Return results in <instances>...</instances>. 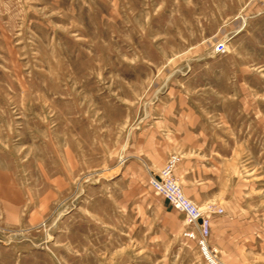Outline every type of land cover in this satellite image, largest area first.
Listing matches in <instances>:
<instances>
[{"label":"rangeland","instance_id":"374dc122","mask_svg":"<svg viewBox=\"0 0 264 264\" xmlns=\"http://www.w3.org/2000/svg\"><path fill=\"white\" fill-rule=\"evenodd\" d=\"M164 111L194 131L165 166L209 254L264 264V0H0V264H207L165 166L126 168ZM197 160L210 200L184 193Z\"/></svg>","mask_w":264,"mask_h":264},{"label":"crops","instance_id":"0c3cea01","mask_svg":"<svg viewBox=\"0 0 264 264\" xmlns=\"http://www.w3.org/2000/svg\"><path fill=\"white\" fill-rule=\"evenodd\" d=\"M177 113L178 112L164 111L155 116H150L148 121L140 122L137 128H134L128 133L126 139L122 143L124 145L122 147L123 153L128 160L126 168H131L132 164L144 173H158L165 166L167 160L176 155V153H181L182 158H196V156L192 155L193 151L189 152V150H185L180 143V139L177 140L176 136L194 133V131H190L186 125H184L183 121H180L182 120V116ZM180 165L184 167V171L178 173H181V176H188L187 180L183 179L182 182L190 185L189 189L185 185L183 187L186 196L192 197L198 192H204L205 194L203 197L207 200L216 197L208 194L207 191L210 187L206 185V182L201 178L196 177L195 172L200 167L205 168L207 165L200 164L198 160L197 162H186ZM165 209L168 213L172 212V210L167 207L166 203ZM224 218L226 217L223 216L222 219ZM181 219L182 216L177 214L175 218L176 224L172 227L174 230L179 229L178 222H181ZM218 220H220V218H218ZM212 222L214 223V221Z\"/></svg>","mask_w":264,"mask_h":264},{"label":"built area","instance_id":"2783aa9c","mask_svg":"<svg viewBox=\"0 0 264 264\" xmlns=\"http://www.w3.org/2000/svg\"><path fill=\"white\" fill-rule=\"evenodd\" d=\"M216 52L223 53L224 46L218 44ZM172 163L173 161H170L159 174L150 176L149 184L175 210L183 213L187 222L198 230L200 236L199 244L206 257L207 264H217L215 258L209 254L205 243V238L208 234V220L198 207L185 198L179 186L174 182L171 173ZM217 211L221 212V210ZM189 235L192 236V234Z\"/></svg>","mask_w":264,"mask_h":264},{"label":"bare ground","instance_id":"6f19581e","mask_svg":"<svg viewBox=\"0 0 264 264\" xmlns=\"http://www.w3.org/2000/svg\"><path fill=\"white\" fill-rule=\"evenodd\" d=\"M155 191V190H154ZM156 192V191H155ZM157 193V192H156ZM158 194V193H157ZM164 199V198H163Z\"/></svg>","mask_w":264,"mask_h":264}]
</instances>
